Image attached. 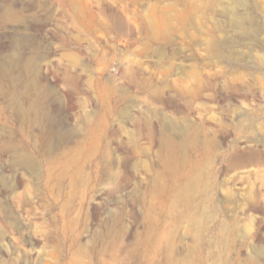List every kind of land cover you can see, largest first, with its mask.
<instances>
[{"label": "rangeland", "instance_id": "1", "mask_svg": "<svg viewBox=\"0 0 264 264\" xmlns=\"http://www.w3.org/2000/svg\"><path fill=\"white\" fill-rule=\"evenodd\" d=\"M0 264H264V0H0Z\"/></svg>", "mask_w": 264, "mask_h": 264}]
</instances>
